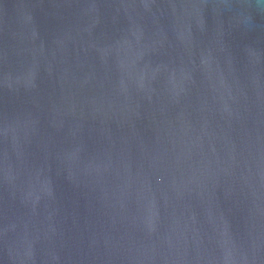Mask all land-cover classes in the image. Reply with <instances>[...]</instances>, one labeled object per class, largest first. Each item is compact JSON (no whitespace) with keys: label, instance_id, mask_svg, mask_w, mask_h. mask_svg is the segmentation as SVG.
I'll return each mask as SVG.
<instances>
[{"label":"water","instance_id":"obj_1","mask_svg":"<svg viewBox=\"0 0 264 264\" xmlns=\"http://www.w3.org/2000/svg\"><path fill=\"white\" fill-rule=\"evenodd\" d=\"M0 264H264V0H0Z\"/></svg>","mask_w":264,"mask_h":264}]
</instances>
